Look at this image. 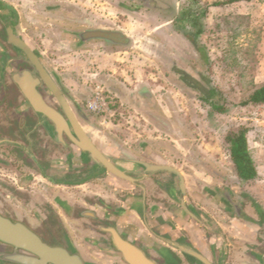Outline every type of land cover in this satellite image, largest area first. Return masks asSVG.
<instances>
[{
  "label": "crops",
  "instance_id": "1",
  "mask_svg": "<svg viewBox=\"0 0 264 264\" xmlns=\"http://www.w3.org/2000/svg\"><path fill=\"white\" fill-rule=\"evenodd\" d=\"M2 1L15 10L23 39L47 58L44 68L67 93L75 115L82 114L76 119L84 133L133 181L104 173L68 137L59 138L53 125L34 112L19 85L6 79V90L0 89V213L34 230L63 229L62 239L50 243L65 245L68 239L91 264H125L109 247L107 227L158 264H202L185 249L212 264H264V205L256 199L244 202L260 198L244 187L258 181L260 173L256 168L257 179L242 180L230 154L227 168L210 161L214 157L209 153L187 158L186 148L173 139L171 155L182 163L166 156L172 146L157 133L181 130L183 124L178 117L179 126L173 129L148 89L151 72L144 53L150 48L130 43L126 33L105 29L64 1ZM253 2L258 0L240 4ZM95 31L119 32L127 42L93 37ZM61 52L67 54L47 56ZM61 65L64 71L59 73L56 67ZM45 91L43 87L52 104ZM94 93L102 98L100 113L86 105ZM133 161L176 169L183 191L175 173L143 174ZM228 166L233 167L229 173ZM254 207L261 217L253 213Z\"/></svg>",
  "mask_w": 264,
  "mask_h": 264
},
{
  "label": "rangeland",
  "instance_id": "2",
  "mask_svg": "<svg viewBox=\"0 0 264 264\" xmlns=\"http://www.w3.org/2000/svg\"><path fill=\"white\" fill-rule=\"evenodd\" d=\"M59 1H64L65 5L76 12L96 19L97 24L101 22L105 29L126 33L130 43H141L150 48V52L144 53L147 70L151 72L148 89L153 97H158L155 100L157 107L162 117L170 120L173 129L180 122L178 117H181L180 123L183 124L181 130L178 125V130L174 129L169 134L156 132L160 134L161 141L172 146V149L166 151L169 152L166 153L167 157L174 152L175 142H169L173 139L186 148L187 158L191 155L197 158L207 156L209 153L214 157L210 161L216 162V165L224 163L227 168L229 150L224 135L239 126L248 129V147L260 179L244 187L260 195V198L249 197L244 202L254 203L257 200L263 206L264 105L241 106L240 102L255 87L264 83V0L216 7L211 4L226 0H200L209 6L203 20V32L196 38L199 45L204 47L202 54L195 53L192 42L184 35L185 31L190 34L194 32L189 22L182 17L187 0ZM190 8L198 7L190 5ZM34 52L47 68V58L39 51ZM139 53L143 54L142 50ZM61 54L67 53L44 55L55 59L57 55L61 58ZM61 67H56V71L62 73L64 69ZM49 68L50 72L53 71ZM210 89L222 93L228 104L226 113L211 116L210 106L204 100ZM82 93L86 94L85 89H82ZM153 148L157 149L155 146ZM171 157L175 158L174 155ZM174 160L182 163L176 158ZM228 167L229 173L233 167ZM253 210V213L261 217L259 209L254 207ZM36 230L48 243L61 240L64 232L59 227ZM4 251L8 249L0 246V252Z\"/></svg>",
  "mask_w": 264,
  "mask_h": 264
},
{
  "label": "water",
  "instance_id": "3",
  "mask_svg": "<svg viewBox=\"0 0 264 264\" xmlns=\"http://www.w3.org/2000/svg\"><path fill=\"white\" fill-rule=\"evenodd\" d=\"M91 35L119 44L127 42L126 37L119 32L95 31ZM9 41L22 50L26 54L28 61L34 66V77L29 72H22L14 76V81L19 85L34 112L53 125L54 131L59 138H62L63 135L68 137L104 173L124 181H133L126 171L118 168L93 145L76 119V115L81 117L82 114L77 111L75 115V111L68 103L70 99L67 93L48 74L36 53L34 52L33 54L28 46L13 34H10ZM43 87L46 88L45 92L50 94L55 105L45 99L41 92ZM132 163L136 167L142 168L143 174L157 171L175 173L180 179L179 184L183 191V181L176 169L166 165H152L142 161H133ZM104 232L108 234L110 249L120 255L123 263L158 264L139 246L123 238L116 229L107 227L104 228ZM0 246L8 249V251L0 252V264H91L82 258L68 239L65 245L48 243L25 222L2 213H0ZM184 251L202 264H212L206 258L190 249H185Z\"/></svg>",
  "mask_w": 264,
  "mask_h": 264
},
{
  "label": "trees",
  "instance_id": "4",
  "mask_svg": "<svg viewBox=\"0 0 264 264\" xmlns=\"http://www.w3.org/2000/svg\"><path fill=\"white\" fill-rule=\"evenodd\" d=\"M241 1L249 2L252 0H226L223 2H214L211 6H223ZM187 3V6L183 9L182 17L189 22V25L194 32L192 35L185 31L184 35L192 42L195 52L197 54H202L204 47L199 45L198 39L196 38H198L203 32V20L207 15L209 6L203 4L200 0H187ZM190 5H196L198 8L191 9ZM207 94L208 95L204 100L210 106L211 116L215 117L219 114L226 113L228 104L222 93L216 89H210ZM240 105H264V83L255 87L249 95L244 97L240 102ZM247 131L248 129L244 126H239L236 130H229L224 135V141L228 144L230 158L239 178L245 181H250L257 179L258 176L247 143Z\"/></svg>",
  "mask_w": 264,
  "mask_h": 264
},
{
  "label": "flooded vegetation",
  "instance_id": "5",
  "mask_svg": "<svg viewBox=\"0 0 264 264\" xmlns=\"http://www.w3.org/2000/svg\"><path fill=\"white\" fill-rule=\"evenodd\" d=\"M15 10L0 0V89L6 90V79L13 85L14 76L22 72H29L35 76L34 66L28 61L26 54L9 41L10 34L20 38L34 54V49L23 39L17 28ZM2 81V83H1Z\"/></svg>",
  "mask_w": 264,
  "mask_h": 264
},
{
  "label": "built area",
  "instance_id": "6",
  "mask_svg": "<svg viewBox=\"0 0 264 264\" xmlns=\"http://www.w3.org/2000/svg\"><path fill=\"white\" fill-rule=\"evenodd\" d=\"M102 103V98L97 93H94V96L87 100L86 105L91 112L100 113L102 111Z\"/></svg>",
  "mask_w": 264,
  "mask_h": 264
}]
</instances>
